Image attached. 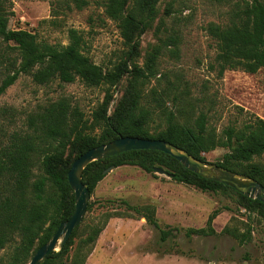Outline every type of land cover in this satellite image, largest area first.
<instances>
[{"label": "trees", "instance_id": "16d2710c", "mask_svg": "<svg viewBox=\"0 0 264 264\" xmlns=\"http://www.w3.org/2000/svg\"><path fill=\"white\" fill-rule=\"evenodd\" d=\"M75 1L78 7L86 3ZM160 1L105 0L104 12L117 24L127 46L125 55L105 69L85 52L86 40L77 28H69L67 44H52L32 30L11 28L14 11L9 0H0V96L22 75L31 76L41 85L55 80H81L88 86L105 87L104 100L93 111L92 118H85L69 98L60 97L28 112L20 126L0 135V251L12 247L7 259L0 255V264L29 263L36 250L74 212L75 197L68 173L75 159L119 135L167 139L202 160H207L204 152L228 147L223 160L215 163L264 184V162L254 160L264 155V118L253 115L240 126H226L218 135L216 128L209 125L208 111L197 109L185 75L161 71V57L181 58L183 38L179 29L165 27L168 33L156 39L143 64L135 61L140 51L139 39L157 19ZM205 30L215 41L216 55L211 68L218 77L229 69L256 73L264 68V0L234 2L226 22L211 21ZM158 31H162L160 26ZM125 76L127 84L109 112L115 88ZM153 81L155 84L147 88ZM171 97L174 102L169 106ZM122 165H136L147 172L161 167L174 181L203 191L231 190L244 208L256 211L264 219L263 201L200 176L159 150H130L89 163L83 181L89 184L91 194L108 167ZM123 203L127 208L124 212H106L99 222L86 226L84 217L65 245L53 251L43 264H87L109 219L131 216L128 211L141 213L148 223L159 226L154 206L139 207L127 200ZM220 212L215 209L207 227L190 228L188 234H214L213 222ZM224 229L231 231L229 227ZM162 233L165 239L170 231ZM231 233L240 242L251 237L249 228L247 233Z\"/></svg>", "mask_w": 264, "mask_h": 264}, {"label": "rangeland", "instance_id": "374dc122", "mask_svg": "<svg viewBox=\"0 0 264 264\" xmlns=\"http://www.w3.org/2000/svg\"><path fill=\"white\" fill-rule=\"evenodd\" d=\"M85 1L78 7L75 0H9L14 11L9 25L37 32L52 44H67L69 28H77L86 40L85 52L105 69L110 68L125 55L127 46L117 24L104 12L105 0ZM237 1L242 0H161L158 17L139 39L140 51L135 57L143 64L156 39L168 33L165 27L179 29L183 38L181 58L163 56L159 67L163 72L185 75L197 109L208 111L209 125L218 135L226 126H240L253 115L264 118V68L256 73L229 69L223 77L211 68L216 48L205 26L211 21L226 22ZM158 26L162 28L160 33ZM127 81L125 76L115 88L109 112ZM104 96V86H88L81 80L41 85L31 76L22 75L0 96V135L20 126L28 112L60 97L69 98L85 118H92ZM173 102L171 97L169 106ZM228 151V147L218 146L203 156L214 163L223 160ZM254 160L264 162V155ZM124 200L139 207L154 206L159 226L135 211H128L131 216L110 218L87 264H264V219L244 208L231 190L203 191L176 182L168 174L122 165L108 172L96 186L83 224L99 222L106 212H124ZM217 208L221 212L213 222L214 234H188L190 228L207 227L210 214ZM226 227L231 231H225ZM248 228L251 237L244 242L231 233H247ZM163 230L170 231L165 239ZM11 250L8 247L0 255L7 259Z\"/></svg>", "mask_w": 264, "mask_h": 264}, {"label": "water", "instance_id": "95a60500", "mask_svg": "<svg viewBox=\"0 0 264 264\" xmlns=\"http://www.w3.org/2000/svg\"><path fill=\"white\" fill-rule=\"evenodd\" d=\"M139 149L167 152V154L179 160L186 168L200 176L222 182L245 196L264 202V184L249 175L225 168L215 162L202 160L186 149L167 141V139L119 135L118 138L108 143L90 148L75 159L68 173L69 182L75 197L74 212L69 219L61 222L51 239L36 250L28 264H43L53 251H58L65 245L73 230L83 221L91 198L89 184L83 181L85 167L95 160ZM114 168L115 166L108 167L105 173L107 174ZM155 171L168 174L161 167H156ZM168 175L171 176L170 174Z\"/></svg>", "mask_w": 264, "mask_h": 264}]
</instances>
